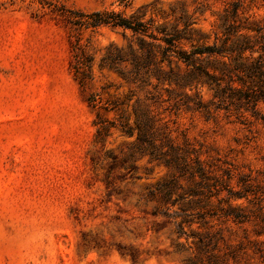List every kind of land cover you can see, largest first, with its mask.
I'll return each instance as SVG.
<instances>
[{"label":"rangeland","instance_id":"374dc122","mask_svg":"<svg viewBox=\"0 0 264 264\" xmlns=\"http://www.w3.org/2000/svg\"><path fill=\"white\" fill-rule=\"evenodd\" d=\"M49 1L82 13L130 16L143 9L145 21L153 18L156 26L172 25L185 12L206 36L194 44H213L221 35V17L236 6L239 23L264 27V0ZM78 34L95 62L85 89L70 69L71 42ZM111 43L126 46L122 29L75 30L38 1L0 0V264H208L198 248L208 230L197 217L202 210L238 249L236 264H264V199L232 202L245 209L246 223L227 220L226 202L212 198L194 205L193 223L181 225L182 206L192 196L181 199L192 182L182 179L169 202L154 198L172 174L148 157L130 156L137 133L126 136L110 127L96 139L91 94H99L103 105L124 103L132 126L133 104L144 97L136 88L131 96L117 73L100 68ZM198 92L211 99L207 87ZM159 110L179 144L187 138L203 160L234 171L236 188L242 175L264 185V104L261 117H249L247 124L224 111L206 120L168 101ZM101 112L120 124L114 113Z\"/></svg>","mask_w":264,"mask_h":264},{"label":"trees","instance_id":"16d2710c","mask_svg":"<svg viewBox=\"0 0 264 264\" xmlns=\"http://www.w3.org/2000/svg\"><path fill=\"white\" fill-rule=\"evenodd\" d=\"M33 1L51 7L52 12L60 15L75 30L95 32L101 27H110L124 32L126 46L108 45L99 66L114 71L129 84L131 96L135 95L133 88H136L144 93V97H139L133 104L132 126L130 117L122 108L124 103L107 101L103 105L99 94H91L87 102L96 110V139L107 135L110 127L120 129L126 136L137 133L130 156L148 157L150 162L164 165L172 174L167 185H159L154 198L159 196L169 202L181 186L182 179L192 182L190 191L185 192L189 195L181 199L192 196L182 206L181 225L193 223L195 216L190 214V210L194 205L209 203L212 198L226 202L224 215L227 220L236 224L246 223L245 209L234 206L232 202L239 199L251 202L252 196L264 199V191L260 187L264 185L251 176L242 175L236 182V188L233 185L234 171L203 160L201 152L187 138L179 144L159 109L168 101L177 109L199 113L206 120L215 119L223 111L229 117L236 116L243 124L249 123V117H261L260 105L264 104V27L255 23H239V6H236L232 12L226 10L221 17V35H216L213 44H194L206 36L193 27L195 23L185 12H181L172 25L156 26L153 18L145 21L143 9L130 16L108 10L82 13L49 0ZM128 31L131 32L130 37ZM187 43L193 44L186 48ZM71 48L73 59L70 69L81 88L85 89L93 80L94 56L81 34L74 37ZM199 87L208 88L210 100L203 99L198 92ZM165 93L168 99H164ZM101 110L114 113L120 124L116 120H107ZM224 191L227 197L220 198ZM200 208L206 209V206ZM202 211L197 217L208 230L199 238V250L207 255L208 264H236L238 249L226 241L221 230L213 229ZM221 244L225 245V250Z\"/></svg>","mask_w":264,"mask_h":264}]
</instances>
